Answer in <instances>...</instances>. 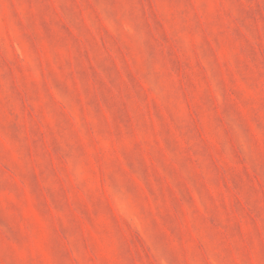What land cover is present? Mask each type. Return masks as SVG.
Listing matches in <instances>:
<instances>
[{
	"label": "rangeland",
	"instance_id": "374dc122",
	"mask_svg": "<svg viewBox=\"0 0 264 264\" xmlns=\"http://www.w3.org/2000/svg\"><path fill=\"white\" fill-rule=\"evenodd\" d=\"M0 264H264V0H0Z\"/></svg>",
	"mask_w": 264,
	"mask_h": 264
}]
</instances>
